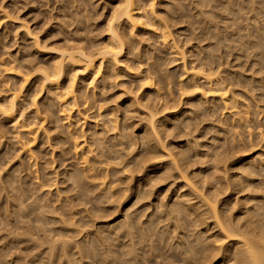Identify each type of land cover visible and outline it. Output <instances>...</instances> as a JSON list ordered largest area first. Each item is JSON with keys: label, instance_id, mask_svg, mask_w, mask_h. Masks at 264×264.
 Returning <instances> with one entry per match:
<instances>
[{"label": "rangeland", "instance_id": "obj_1", "mask_svg": "<svg viewBox=\"0 0 264 264\" xmlns=\"http://www.w3.org/2000/svg\"><path fill=\"white\" fill-rule=\"evenodd\" d=\"M141 1L150 3V0ZM153 1L161 21L171 29L176 45L185 51V65L191 67L202 61L203 68L214 66L222 76L238 79L239 83L232 88L239 94V104L224 108L216 97L204 98L198 91L193 92L192 81L183 69V59L180 55L174 57L175 47L162 42L151 22L143 26V30L134 29H137L135 40L124 26L132 46L131 54L128 48L123 52L121 63L131 67L133 64L134 73L123 68L124 65L117 70L104 66L96 80L79 72L74 82L79 108L70 113L71 128L83 135L81 139L105 161L103 165L96 164L94 173H105L99 167H108V179L113 180V187L119 190L112 199L104 196L97 199L100 188L90 185L86 194L79 197L83 189L70 177L74 167L84 163L72 151L69 121L61 114L56 96L42 88L40 69L53 66L68 45L78 44L93 50L108 43L111 14L122 0H0V102L18 89L19 109L23 111L18 127L0 117V264H47V258L39 257L46 246L40 243H48L53 237L69 238L73 243L93 241V248L100 255L104 253L101 243H110L119 253L126 241L120 223L124 213L127 210L135 213L133 218L140 212L149 214L160 204V197L170 199L174 188L180 184L179 178L160 181L157 176L158 179L145 187L152 190L147 196L137 193L136 188L141 181H149V177H143L137 170L131 173L128 167L123 170L142 148L140 136L147 127L145 105L151 101L146 102V94L161 108L159 115L166 120L167 129L161 133L162 139L170 148L177 146L186 150L192 162L190 173L205 171L211 164L209 154L217 137L224 143L220 149L229 150V164L240 156L254 157L261 151L264 114L258 111L257 104L262 105L263 101L252 98L259 90L251 91L252 82L244 77L251 75L247 70L249 61L241 64L246 58H237L239 51L229 40L220 42L215 56L200 60L210 51L207 45L210 40H217L216 36L205 32L209 28L205 27L210 19L208 14L213 15L211 10H216L213 8L215 0V5L213 0L207 2L209 7L213 5L211 9H206L207 4L202 3V10L196 5L200 6L203 0ZM201 13H204L202 19ZM219 24L222 25L221 21ZM152 63L156 66L150 65ZM147 68L150 69L147 71ZM137 73H148L152 84L140 80ZM203 88L208 90L207 85ZM211 95L208 90L205 96ZM191 101L199 104L200 110L191 111ZM234 110H240V115H233ZM33 121L43 123L32 147L35 157L31 158L20 147L28 137L27 124ZM113 124L117 128H113ZM129 133L137 138L135 146L130 142ZM234 145L241 148H233ZM131 164L134 166V162ZM152 164L147 165L146 171L155 176L154 171L162 165ZM101 177L98 175L96 182ZM50 178L57 184L40 187ZM125 187L132 189L124 192ZM162 216L164 218V214ZM109 227L113 233L107 232L108 238L100 241L95 231ZM136 239L139 245L147 243L138 233ZM117 260L122 262L123 255Z\"/></svg>", "mask_w": 264, "mask_h": 264}, {"label": "bare ground", "instance_id": "obj_2", "mask_svg": "<svg viewBox=\"0 0 264 264\" xmlns=\"http://www.w3.org/2000/svg\"><path fill=\"white\" fill-rule=\"evenodd\" d=\"M203 1L200 6L196 5L198 8L201 7V10L202 7L204 9L203 4L209 2ZM215 3L213 0L216 7L210 6L216 10L220 9L219 11L212 9L213 15L206 13H209L208 23L211 21V24L208 25L206 22L205 27L209 28L205 32L208 36L209 34L211 37L216 36L217 40H210L207 44L210 51L200 60L215 56L214 52L220 48V42L229 40V43H233V47L239 51L236 54L237 58H246L241 64L249 61L247 70L251 75L244 77L252 82L249 87L251 91L259 90L252 98L263 101V104H257V107L258 111L264 114V0H215ZM154 4L153 0H150L149 4H144L140 0H122L111 14L108 43L93 50H87L78 44L68 45L61 51L60 60L49 69L46 67L40 69L42 88L45 87L56 96L61 114L69 121L68 138L72 151L84 163L83 166H75L70 175L83 189L79 197L86 194L90 185L100 188L99 194L95 196L97 199L102 196L112 199L119 192L113 187V180L108 179V167H99V170L103 168L105 173H94L96 164L103 165L105 161L98 158L95 149L88 145L85 139H81L83 135L73 131L70 113L79 108L74 87L79 72L96 80L104 66L109 70H117L124 65L121 63L123 52L132 46L129 44L127 29L134 38V31L137 30H134L135 28L140 27L143 30V26L147 27V23L151 22L149 24L162 42L172 43L175 47L174 57L180 55L183 59V69L192 81L190 88L193 92L198 91L204 98L216 97L224 108H234L239 104V94L232 88L239 83L238 79L229 75L222 76L221 71L214 66L203 68L202 61L201 64H194L191 67L185 65V51L176 45L171 29L161 21L162 18L157 14ZM211 7L207 4L205 8ZM214 12L219 14L214 15ZM203 14L201 13V19ZM205 20L207 21L204 18ZM220 21L222 25L219 24ZM39 44L36 45L39 47L41 45ZM128 52L130 53L131 49ZM125 67L130 72L133 71L131 70L133 64L132 67L124 65L123 68ZM149 69L147 68V71ZM239 74L243 75L242 72ZM137 76L147 85L152 84V78L148 73L143 75L137 73ZM24 79L28 80L27 77ZM204 85L208 86L211 96H205L208 90L203 88ZM146 95H144L146 102L151 101L145 105L147 127L140 136L142 148L135 154V160L124 165L123 170L128 167L131 173L137 170L142 172L143 177H149V181H141L140 187L136 188L140 195L152 194L151 188L145 187L157 176L160 181L179 178L180 184L174 188L170 199L160 197L158 200L160 204H157L149 214L140 212L133 218L135 213H129L128 210L124 213L123 220L120 221L126 237L122 246L123 251L118 253L110 243H101L104 253L100 255L96 248H93V241L73 243L69 238L53 237L47 240L48 243H40V246H46L39 257L47 258V264H264V144L254 157L243 155L233 164H229L227 162L229 150L220 149L224 143L217 137L212 147L213 152L209 154L212 156L211 164L205 171L190 173L189 168L192 164L190 157L184 148L178 149L177 146L170 148L162 139L161 133L167 129L166 120L159 115L161 108L154 105L150 95ZM19 97L20 90L17 89L10 98L0 102V117L13 122L14 127L19 126V119L23 114L19 109ZM191 104L193 106L191 111L200 110L199 104L194 101H191ZM215 108L216 104L214 111ZM246 112L249 113V110ZM232 114L239 116L240 110H234ZM181 122H186V118ZM42 123L39 125L38 121H33L27 124L28 137L25 142H21L20 150L31 158L35 157L32 147ZM112 127L117 128L116 124ZM260 136L264 139L262 132ZM129 138L131 144L135 146L137 138L132 133H129ZM237 147L241 148L235 145L233 148ZM163 158L166 159L165 162ZM132 162L134 166H131ZM150 163L162 165L154 171L155 176L146 171ZM98 175L103 177L96 182ZM130 177L133 178V175ZM54 184L57 182L50 178L42 182L40 187L50 188ZM131 189L132 187H125L123 191L128 192ZM145 215L147 217L143 220ZM107 232L113 233V230L110 227L97 229L96 237L100 241H105L108 238ZM136 233L147 243L139 245ZM120 254L123 255L122 262L117 260L120 259Z\"/></svg>", "mask_w": 264, "mask_h": 264}]
</instances>
